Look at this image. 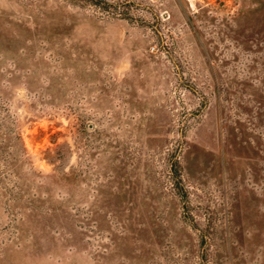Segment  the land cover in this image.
I'll return each mask as SVG.
<instances>
[{
  "label": "rangeland",
  "instance_id": "374dc122",
  "mask_svg": "<svg viewBox=\"0 0 264 264\" xmlns=\"http://www.w3.org/2000/svg\"><path fill=\"white\" fill-rule=\"evenodd\" d=\"M0 264H264V0H0Z\"/></svg>",
  "mask_w": 264,
  "mask_h": 264
}]
</instances>
